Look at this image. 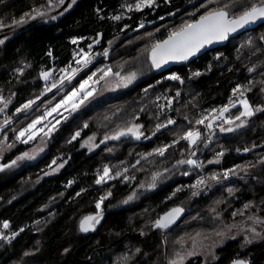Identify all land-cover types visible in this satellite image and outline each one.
I'll return each mask as SVG.
<instances>
[{"label":"trees","instance_id":"obj_1","mask_svg":"<svg viewBox=\"0 0 264 264\" xmlns=\"http://www.w3.org/2000/svg\"><path fill=\"white\" fill-rule=\"evenodd\" d=\"M137 2L77 0L72 4L65 0L60 5L58 0H0L4 25L0 30L16 26L14 21L21 19L31 25L0 37H8L0 45V106L11 101L0 113L4 147L18 144L20 131L44 117L93 72L110 68L123 76L136 73L133 85L79 109L52 129L41 158L19 170L11 166L0 171V235L4 237L0 239V264H170L178 259L177 253L184 257L183 264H232L236 259L264 264V224L249 219L264 220V110L242 118L244 124L251 119L252 123L235 134L220 131L221 127L228 129L221 117L213 119L229 107L227 117L234 120L242 111L236 105L241 98L253 109H264V26L191 64L161 72L152 67V45L232 0H155L152 7L136 11ZM33 9L46 11L47 16L28 19L25 14L34 15ZM228 10L235 13L240 8ZM74 39L99 59L72 83L50 93L40 74L53 72L50 83H58L60 73L75 65L78 45L72 43ZM197 72L199 76L194 75ZM172 75L183 83L169 79ZM237 87L243 97L233 92ZM29 100L35 101L30 108L16 111ZM204 117L219 127L209 149L207 135L196 123ZM168 119L176 121L175 126L146 143L164 128L157 131L156 125L167 124ZM133 124L143 126L140 139L128 135L105 140ZM239 128L233 127L234 131ZM190 130L201 133L196 145L181 139ZM77 132L80 135L73 140ZM94 135L103 144L88 153L82 146ZM158 148H166L163 156L156 153ZM29 149L20 145L0 166L10 165ZM189 159L200 167L184 163L147 193L161 173ZM216 159L218 164L209 163ZM59 164L63 168L51 175ZM105 167L110 170L108 183L97 184ZM230 169L234 172L225 179L223 173ZM213 174L219 176V183L210 179ZM201 178L204 185L190 187ZM137 190L140 193L118 212ZM101 197L106 198L98 209ZM178 207L187 215L167 234L166 253L163 235L153 233L155 222ZM102 212L111 213L95 235L80 231L82 220ZM249 226L258 229L261 237L245 244L242 232L249 234L245 230ZM139 234L146 238L140 240ZM193 239L198 243L215 240L211 245L201 244L200 250L221 241L224 245L217 250L216 260L206 263L197 251L189 255Z\"/></svg>","mask_w":264,"mask_h":264},{"label":"snow or ice","instance_id":"obj_2","mask_svg":"<svg viewBox=\"0 0 264 264\" xmlns=\"http://www.w3.org/2000/svg\"><path fill=\"white\" fill-rule=\"evenodd\" d=\"M51 3V0H49ZM77 0H71L72 4H75ZM58 3L60 5H63L65 3V0H58ZM155 4V0H138V2L135 4V10L139 11L142 8L145 7H152ZM71 5H69L70 7ZM229 8H240V11L235 13H230ZM133 7L131 5L128 6V11H132ZM34 15L31 13H26L25 16L28 19H36L37 17L44 18L47 16L46 11H41L40 9H33ZM52 19H55L56 17H51ZM120 16H115L113 19L119 20ZM25 19H21L18 21H14V24L20 25L25 23ZM257 22H264V0H258L256 3H247V0H232V3H225L223 6L215 7L212 10L206 11L205 14L201 15L198 20H195L190 23L183 24L178 30H174L169 33L167 39L162 41H157L152 45L151 48V64L154 68H161L163 64H166L170 60H187L189 57L194 56L196 53H198L202 48L205 47V45L212 44L213 42L217 41H225L229 38L230 34L236 33L241 29L246 28L249 25H254ZM4 27L2 22H0V28ZM143 27V25H141ZM8 37L5 36L4 39H0V45L5 43V39ZM261 39H264V37H261ZM72 43H77V41L74 39ZM249 43H251V40H249ZM91 47V45H89ZM49 56H51V52L48 53ZM104 55H107V52L104 53ZM219 57H217L218 59ZM77 64L83 63L84 67H87L91 62L92 58L88 53H84L82 60H77ZM63 71V70H62ZM79 71V69L73 70V75ZM100 73H102L99 76V79L93 81V77L97 75L96 72H93L91 76H89L86 80H84L80 87L77 89H74V91L65 97L64 100L60 102V104H57L56 107H54L51 111L55 112L58 108L62 106H66L67 104L71 103L73 110H75L79 105L75 103V100L77 96L83 95V99H87L88 97L92 96L94 89L89 90V82L92 81L93 83H99L100 80H104L105 84H108V81L105 79L106 77H109L110 75H115L117 77H120V73H112L111 69H99ZM41 77L47 81L49 79V76L51 75V72L49 71H42ZM194 75L199 76L200 73H194ZM69 81L71 80V77H68ZM136 79V73H131L130 75L126 77H121L120 82L116 85L119 87L121 84L124 87H127L129 84H131ZM171 80H177L183 83L181 78L178 75H172L169 77ZM63 83V81H61ZM52 87H56L55 84L52 85ZM46 91H51V88H46ZM147 91V89H145ZM233 92H240L241 97H243V92L240 91V88L237 87L233 89ZM179 95V93H177ZM0 100H3V97H0ZM81 102H83L81 100ZM35 103L34 100H29L26 104L22 105L21 108H17V112H21L25 109L30 108ZM239 103L243 106V111H240L239 115L235 117V119H226L224 122L227 124H233L235 121H240L239 124H236V127H243L244 126V120L242 118L251 117L254 115L255 111H261L264 109H253L249 102L246 99H241ZM7 106V102H5V107ZM169 106H171V101H169ZM231 107H236L234 103L230 105ZM0 111H3L2 108H0ZM229 112V107H224L219 111V115L217 117H214L213 119H217L219 117H222L224 113ZM48 115H51V112L47 113ZM205 119H208L207 117H204L203 119L197 120V124H203L205 122ZM43 120V117L38 118L37 120L33 121L31 124L28 125L27 128L20 131L19 135L16 137L17 140H20L22 143H28L30 140L35 139L37 133L33 131V129L36 128V125L39 124ZM9 123V121H5V124ZM176 121L172 119L167 120V124H157L156 130L159 131L163 127H167V125L175 124ZM87 127V125H85ZM143 126L139 124H133L130 127L120 129L117 131L113 136L111 137H105V140L107 139H113L117 140L122 136H128L131 135L132 137H135L137 140L141 138L143 133L141 132V128ZM208 128L212 127V123H209L207 125ZM43 131V129H41ZM52 129H49V132H51ZM220 131H234L233 128L229 127L228 129H225L223 127L220 128ZM49 133H45V135H48ZM27 135L26 139H23ZM80 133L77 132L72 139L75 140L77 136H79ZM155 135V133H153ZM201 137V133L199 131H193L190 130L187 133H185L181 139H184L188 141L189 145H196L198 140ZM178 142V141H177ZM103 143V141H102ZM7 147H12V145H8ZM3 150V145L0 143V151ZM42 150V149H39ZM157 154L163 156L166 148H158L155 150ZM244 151H249V149H245ZM218 155L222 156L223 153H219ZM35 155L30 154L28 152L23 153L21 156H18L16 160H13L10 165H4L0 166V171H3L4 167H11L17 163L19 160L24 159H34ZM218 163L219 161H209V163ZM56 160L52 161L53 165H56ZM178 163L184 164L187 163L189 165H194L196 167H200L199 164L195 160H187V161H179ZM64 165L59 164L57 165V168H62ZM109 169L107 167L103 170V175L100 176L99 179L96 180L97 184L102 183L105 180V177H109ZM246 171V169H245ZM230 172H234V170H228L223 173V176L225 179H227ZM49 173H45V175H48ZM187 174V173H185ZM119 175V173H117ZM156 176H153V180L155 181ZM210 179L216 181L217 183L220 182V178L218 175L213 174ZM205 180L203 178L198 179L195 184L191 185L192 188H197L200 185H204ZM153 187L155 184L152 185ZM179 191V189H178ZM229 193L233 192V189H228ZM197 192H193V195H197ZM79 195V194H78ZM111 195V193H109ZM106 197H101V201L96 204V207L99 209L101 207V203ZM129 199H132V197H129ZM127 202V201H125ZM250 205H245V208H248ZM183 208H174L170 212L166 213L164 216L160 217L155 222V227L158 229H167L175 223L176 219L179 218V216L183 213ZM213 212H215V209H212ZM236 213H233L235 215ZM219 216V213H217V217ZM250 220L253 221L254 224H264V220H260L256 216L249 217ZM100 222V215L97 216H89L86 217L84 220L81 221L79 227L81 232H89L95 230V225ZM4 227H8V223L5 222ZM234 227V226H233ZM23 229H21L22 231ZM230 230V229H229ZM252 232V238L250 239L248 236H245L244 243L245 244H251L252 240L261 237V233L256 232V229L253 227L251 229ZM199 235V234H197ZM217 235H224L223 233H217ZM4 237L0 235V239H3ZM234 238V237H232ZM264 238V237H261ZM202 243V242H201ZM198 241L193 239L192 247L195 249L197 247ZM67 251V250H66ZM139 251V249H137ZM194 253H189V255H192ZM178 259L170 261V264H183L184 257L180 255V253L176 254ZM232 264H247L245 260L236 259L232 261Z\"/></svg>","mask_w":264,"mask_h":264},{"label":"rangeland","instance_id":"obj_3","mask_svg":"<svg viewBox=\"0 0 264 264\" xmlns=\"http://www.w3.org/2000/svg\"><path fill=\"white\" fill-rule=\"evenodd\" d=\"M81 43H82V41H77V43H76L78 45V49H77V52L75 54V65L72 68H70L69 70L64 71L63 73H60L61 77L58 79V83L55 84L56 87L53 88L52 85L54 83L53 82L50 83L52 81V79L54 78V76H55L53 74V72H51V75L49 76V79L47 81H45L43 79L47 84H49L48 88H51V91H49L50 93L54 92L56 89L60 88L61 86H63L66 83H72L77 77H79L84 71L88 70L90 68V66H92L93 63H95V61H97L99 59V57L96 56V54L93 53V50H86V49L80 47ZM84 53H88L91 56V58H92V62L87 67H84L82 62L80 64H77V62H76L77 60H82V57H83ZM74 69H79V71H77L75 73V75H73V70ZM111 71H112V73H116V71H114L112 69H111ZM96 73H97V75L95 77H93V81L99 79V76L102 74L99 71H97ZM68 77H71L70 81H69ZM121 77H126V76H123L122 74H120V77H117L115 75H110L109 77H106L105 79L108 81L107 85L105 84L104 80H100L99 83H93L92 81H90L89 82V86H86V87H88L89 90L94 89L92 96L88 97L87 99H83V95L82 94L77 96V98L75 100V103H77L79 105V107H77L75 110H73L71 103L67 104L66 106H62V107L58 108L57 111H55V112H52L51 110L54 107H56L57 104L54 107H51L49 110L46 111V115L43 117V120H41V122L36 125V128L33 129V131H35L37 133L35 139L30 140L28 143H22L19 140L18 144H16L15 146H12L10 148L3 146V150L0 151V165L4 164L6 162V159L13 153L14 150H16L18 147H20V145L21 146H29L30 149H29L28 153L34 154L35 158L31 159V160L24 159V160L17 161V163L15 165H13L16 168V170H19L24 165H26L28 163H33L36 160H38L39 158H41L46 153L47 135H45V133H49V129L50 128L54 129L58 125H60L62 122L68 121L69 118L73 114H75L79 109H81V108L85 109V108L89 107L90 105H92L93 103L103 99L104 97L113 95V94L119 92L122 89L128 88L129 86H131V85H133L135 83V81H133L127 87H124L122 84L119 87H117L116 85L120 82V78ZM86 79H84V80H86ZM61 81H63V83H61ZM73 91L74 90H72V92ZM72 92H70L69 95ZM64 99H65V97L62 100H64ZM81 100L83 102H81ZM60 102L58 104H60ZM10 105H11V101L7 102V106L6 107H5V102H3L1 104V106H0V108L5 110ZM236 105L237 106L240 105L242 107V111H243V106L239 102L236 103ZM2 112L3 111H0V113H2ZM49 112H51V115L47 114ZM247 118H249V117H247ZM226 119H229V118L227 117V113H224V115L220 118V122L226 124V126L228 125V128L229 127H231V128L236 127V124L240 123V121L239 122L235 121L233 124H227V123L224 122ZM243 119H245V118H243ZM41 129H43V131H41ZM26 138H27V135L23 139H26ZM102 141L98 138V136L94 135V136L88 138L87 140H85L82 147L88 153H92V152L96 151L103 144ZM39 149H42V150H39ZM216 160L219 161V159H216ZM216 160H214V161H216ZM218 163H215V164H218ZM62 168L55 167V169L51 173V175H54L55 173H58ZM109 178H110V176L109 177H105V180L101 184H107ZM100 214H102V213H100ZM252 228H253L252 226H249L248 228L245 229L246 232L249 233V234L246 235V233L244 231L242 233L245 236H249V238L251 239L252 235H253L252 232H251ZM256 232H259L258 229H256ZM258 239H259V237L253 239L252 243L258 241ZM214 242H215L214 239L212 240V242L210 240L206 239L202 243H198L197 247L195 249H193V247L191 245L192 248L190 249L189 253H196V251H197L198 254H200L201 256L204 257L206 263H213L216 260V252H217V250L224 245L222 243L223 241H221V243L219 242L220 243L219 245H216L214 247H210L208 249L204 248V249L200 250L199 246L201 244H203V245L204 244L211 245Z\"/></svg>","mask_w":264,"mask_h":264},{"label":"water","instance_id":"obj_4","mask_svg":"<svg viewBox=\"0 0 264 264\" xmlns=\"http://www.w3.org/2000/svg\"><path fill=\"white\" fill-rule=\"evenodd\" d=\"M30 22H25L23 24H20V25H16V26H12L10 28H7V29H3V30H0V37L1 36H4L6 34H10L11 32L13 31H16L20 28H24V27H29L31 26L29 24ZM29 24V25H27ZM264 26V22H257L256 24L254 25H249L247 26L246 28L244 29H241L239 30L238 32L236 33H232L230 34L229 38L225 41H217V42H213L212 44H208V45H205L204 48H202L198 53H196L194 56H191L189 57V59L187 60H170L168 61L166 64H163L161 66V68H159L158 70L161 71V72H165V71H168L170 69H173V68H179V67H183L187 64H191L193 62H195L196 60L200 59L201 57H203L204 55H206L207 53H210V52H213V51H216L217 49L219 48H222L224 47L226 44H228L229 42H231L233 39L237 38V37H240V36H243L247 33H250L254 30H257L261 27ZM262 93L264 94V83H263V87H262ZM262 114H264V112H262ZM257 117V116H256ZM252 123V119L249 120L246 124H244L243 127H240L238 130H235L233 132H231V134H235L237 132H243V131H246L250 125ZM175 126V124H172V125H167V127H164L162 130H160L156 135H154L152 138H150L149 140L146 141V143L148 142H152L157 136H159L160 134H163L165 131L173 128ZM216 133V132H215ZM221 133V132H220ZM222 134V133H221ZM229 134H226L225 136H227ZM195 155V151L192 153L191 157H193ZM186 161V160H184ZM183 164H180L178 163L172 170L170 171H167V172H164V173H161L158 177H157V180H156V183H155V186L151 187L149 190H147V193H152L153 191H155L157 185L159 184V182L161 181V179H163L165 176L169 175L171 172L174 171V169H176L177 167L179 166H182ZM140 193V190H137L132 197V199ZM132 199H129L126 204L118 210V212L120 211H123L126 206L128 205V203L132 200ZM171 211V210H170ZM169 211V212H170ZM111 212L109 213H102V214H99L100 215V222L98 224L95 225V230L93 231H89V232H86L88 233V235H95L96 232L104 225V223L106 222V219L108 217V215L110 214ZM168 213V212H167ZM98 215V214H97ZM97 215H92V216H97ZM165 215V214H164ZM163 215V216H164ZM186 211L184 210L183 213L179 216L178 219H176L175 223H173L172 225H170L169 228L167 229H158L156 227H154V230H153V233L154 234H162L163 235V239H164V244H165V247H166V253H167V234L172 232L176 227H178L180 225V223L186 218ZM137 237L140 239V240H144L146 238V236H144L143 234H139L137 235Z\"/></svg>","mask_w":264,"mask_h":264},{"label":"built area","instance_id":"obj_5","mask_svg":"<svg viewBox=\"0 0 264 264\" xmlns=\"http://www.w3.org/2000/svg\"><path fill=\"white\" fill-rule=\"evenodd\" d=\"M211 123L205 120L203 124H200V129L202 132H204L207 135V146H213L214 145V139L216 135V130L219 128L217 122H212V127L208 128L207 125Z\"/></svg>","mask_w":264,"mask_h":264},{"label":"flooded vegetation","instance_id":"obj_6","mask_svg":"<svg viewBox=\"0 0 264 264\" xmlns=\"http://www.w3.org/2000/svg\"><path fill=\"white\" fill-rule=\"evenodd\" d=\"M211 147H212V146H206L207 149H209V148H211ZM102 213H104V212H102Z\"/></svg>","mask_w":264,"mask_h":264},{"label":"bare ground","instance_id":"obj_7","mask_svg":"<svg viewBox=\"0 0 264 264\" xmlns=\"http://www.w3.org/2000/svg\"><path fill=\"white\" fill-rule=\"evenodd\" d=\"M173 209V208H172ZM168 244V243H167Z\"/></svg>","mask_w":264,"mask_h":264}]
</instances>
